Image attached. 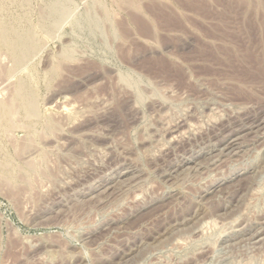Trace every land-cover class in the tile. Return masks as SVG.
<instances>
[{"label":"rangeland","instance_id":"obj_1","mask_svg":"<svg viewBox=\"0 0 264 264\" xmlns=\"http://www.w3.org/2000/svg\"><path fill=\"white\" fill-rule=\"evenodd\" d=\"M204 2L0 0V264H264V0Z\"/></svg>","mask_w":264,"mask_h":264},{"label":"bare ground","instance_id":"obj_2","mask_svg":"<svg viewBox=\"0 0 264 264\" xmlns=\"http://www.w3.org/2000/svg\"><path fill=\"white\" fill-rule=\"evenodd\" d=\"M196 1V8H197V10H199V12L200 11H204V12H209L210 10H209V8L207 7L206 8V3L204 2V0H195ZM229 3V2H228ZM206 5V6H205ZM158 14V13H157ZM159 15V14H158ZM161 16V17H160ZM160 16H158V17H160V18H162V15H160ZM135 19V18H134ZM159 19V18H158ZM157 19V20H158ZM163 19V18H162ZM162 19H160V20H162ZM164 20V19H163ZM162 20V22H163V24L165 23L164 21ZM264 20V19H263ZM262 20V21H263ZM136 21H138V18H137V20ZM169 21V24L171 23L172 24V21H170V20H168ZM167 21V22H168ZM138 24H139V22H138ZM167 24V23H166ZM177 24V23H176ZM262 24V23H261ZM179 25V24H178ZM257 25V24H256ZM263 25V24H262ZM254 26V25H253ZM255 27V26H254ZM262 27H264V26H262ZM146 28H147V26H146ZM257 29V28H256ZM258 29H259V27H258ZM262 30H264V29H262ZM146 31V30H145ZM260 31V30H259ZM255 33V32H254ZM254 35V34H253ZM253 35H252V38H253ZM256 36V35H255ZM0 37H1V39L2 40H7L8 39V37H9V30L7 29V28H0ZM21 37V36H20ZM22 39V38H21ZM11 45V48L13 49V51H14V56H15V59L17 60L20 56H19V50L21 49V43H20V41H19V39H17V38H14L13 39V41H12V43L10 44ZM28 49V48H27ZM30 49V48H29ZM29 51V50H28ZM21 54V53H20ZM25 55V54H24ZM1 56V55H0ZM6 61V60H5ZM4 61V62H5ZM8 61H9V59H8ZM3 62V61H2ZM15 62V61H14ZM2 64V63H1ZM6 64V63H5ZM14 64V63H13ZM156 68V67H155ZM160 68H162L159 72H163L164 74H165V72L167 73V71H169L170 72V69H169V67H166V66H163V67H160ZM170 68H172V67H170ZM174 68V67H173ZM234 68H237L236 70H238V67H234ZM234 68H232L231 70H234ZM243 68V67H242ZM246 68V67H245ZM247 68H251V67H247ZM253 68V67H252ZM262 69V68H261ZM264 69V68H263ZM4 70V69H3ZM6 70V69H5ZM14 70V69H13ZM235 70V71H236ZM245 70V69H244ZM252 70V69H251ZM256 70H259L258 68H255V72H256ZM10 71V70H9ZM240 72H242V70H239ZM239 71H237V72H239ZM246 71V70H245ZM264 71V70H263ZM239 72V73H240ZM247 72H248V70H247ZM259 72V71H258ZM3 73V72H2ZM10 73V72H9ZM250 73H252L251 71H250ZM257 73V72H256ZM260 73H262V71L260 70ZM260 73L258 74V75H260ZM243 74V73H242ZM245 74V73H244ZM264 74V73H263ZM262 74V75H263ZM176 75V74H175ZM237 75H238V73H237ZM257 75V76H258ZM179 76H180V74H179ZM240 76H243V75H240ZM239 76V77H240ZM249 76V75H248ZM264 76V75H263ZM243 77H246V75L245 76H243ZM259 77H261V76H259ZM258 77V78H259ZM241 78V77H240ZM253 78H255V76L253 77ZM244 79V78H243ZM248 80V78H245L244 80L245 81H247ZM250 79V78H249ZM251 79H252V77H251ZM263 79H264V77H263ZM178 80V79H177ZM238 80H239V82H241L240 81V79L238 78ZM184 81V80H183ZM244 81V82H245ZM251 81V80H250ZM253 81V80H252ZM181 82V81H180ZM23 85V84H22ZM243 85V84H242ZM248 85V84H247ZM244 86H246V84L244 85ZM23 87V86H22ZM237 87H240V86H236V89H238ZM20 89V88H19ZM251 89V88H250ZM241 90V89H240ZM239 90V91H240ZM18 91V93H20L19 91L20 90H17ZM242 91H243V89H242ZM245 91V90H244ZM244 91H243V93H244ZM254 91V90H253ZM236 92H238V91H236ZM247 92H248V90H247ZM240 93V92H239ZM241 94V93H240ZM246 94H248V93H246ZM252 94V93H251ZM242 95H245V93L244 94H242ZM29 96H31V95H29ZM246 96V95H245ZM248 96V95H247ZM10 98V97H9ZM34 100V99H33ZM33 100H31V99H29V98H26V97H23V101H22V103L24 104V106H26V107H28V108H32L33 107ZM6 101H8V100H6ZM11 101H12V103H13V100H12V98H11ZM36 101V100H35ZM8 103H10V101L8 102ZM7 103V104H8ZM14 104V103H13ZM17 104V103H16ZM15 105V104H14ZM9 107L8 108H6V109H8L9 111H6V112H9L10 113V110L12 109V108H14L13 107V105L11 104V109H9L10 108V104L8 105ZM14 112L16 111V110H14V109H12ZM11 110V111H12ZM25 111V110H24ZM14 112H12V116L14 117V114H16V115H18L17 113H14ZM18 112V111H17ZM34 112V111H33ZM10 119V118H9ZM20 119V118H19ZM21 121V120H20ZM9 122V121H8ZM11 123V122H10ZM17 125V124H16ZM26 126V125H25ZM238 126H240V125H238ZM237 126V127H238ZM5 133V132H4ZM6 133H8V132H6ZM32 140V139H31ZM30 142V141H29ZM33 142V141H32ZM225 152V151H224ZM34 162V161H33ZM41 162V161H40ZM31 163V162H30ZM41 165V164H40ZM39 165V166H40ZM31 167V166H30ZM35 170V169H34ZM35 172V171H34ZM261 237V236H260Z\"/></svg>","mask_w":264,"mask_h":264}]
</instances>
